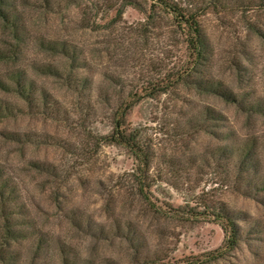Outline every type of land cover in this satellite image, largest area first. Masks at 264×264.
Returning a JSON list of instances; mask_svg holds the SVG:
<instances>
[{"label":"rangeland","instance_id":"1","mask_svg":"<svg viewBox=\"0 0 264 264\" xmlns=\"http://www.w3.org/2000/svg\"><path fill=\"white\" fill-rule=\"evenodd\" d=\"M169 1L198 13L213 49L209 74L238 101L186 83L145 97V88L172 81L187 59L186 30L162 9L152 12V0H18L16 25L0 20V79L13 83L20 71L34 91L29 103L0 89L14 108L0 116V176L14 187L6 189L8 201L0 198V232L8 221L24 235L10 245L19 264L200 260L222 244L220 223L174 210L218 201L245 212L240 225L251 228L223 258L205 264H264V188L242 195L264 179V0ZM49 41L69 53L48 48ZM128 93L144 96L126 117L140 132L145 166L106 138ZM207 107L223 120L203 128L190 122ZM7 132L27 141L8 140ZM227 141L253 145L251 175L212 154ZM140 174L150 203L138 192ZM126 226L135 239L117 236Z\"/></svg>","mask_w":264,"mask_h":264},{"label":"trees","instance_id":"2","mask_svg":"<svg viewBox=\"0 0 264 264\" xmlns=\"http://www.w3.org/2000/svg\"><path fill=\"white\" fill-rule=\"evenodd\" d=\"M125 2L127 4H134V0H125ZM18 4V0H0V20L2 23L6 25L10 24L12 26L16 25L19 20L17 15ZM151 6L153 7L152 12L156 11V8L159 10L162 9L172 18L177 26L186 30L187 59L184 68L173 72L171 75V78L173 76L172 81L168 78L165 79V81L163 80L159 83H153L151 86H148V89L145 88L146 91L149 90L148 93H145V97H152L155 93L165 92L169 89V84L171 86H175L180 83H186L201 93L214 95L227 103H234L235 101H238L237 96L232 90L224 85L222 80L209 74V68L213 58V49L208 41L206 32L200 24L198 13L193 9H183L178 6L176 2L169 0H152ZM118 12L121 14L120 9L119 11L117 10V13ZM152 12H150V15ZM47 46L50 49L57 50L60 54L69 53V47L62 42L59 43L49 41ZM54 71L56 70L54 69ZM10 78L13 83H8L0 79V89L5 92H13L18 98L30 103L31 100H33V82L20 71L13 73ZM140 96L144 98L143 95H139L137 93L127 94L115 114L112 130L106 138L108 142L120 144L131 150L140 163L145 166L147 156L140 144V132L136 128L129 127L126 117L127 111L134 106ZM129 98H131L130 101ZM249 109L254 110L255 112H262L263 110L260 105H250ZM11 113H14V108L0 98V116L5 117L11 115ZM212 119L216 121L223 120V115L207 107L202 110V114L199 118L196 119V117H191L190 122H195V124L203 128L204 123L207 120ZM5 138L18 142L27 141L25 135L14 132L5 133ZM222 140L225 142L227 140V136L223 137ZM212 154L215 157L234 160L236 170L239 174L251 175V170L255 169V163L253 160L254 148L250 143L244 145H234L227 141V143L219 147L217 150H214ZM36 166L41 167L43 165L41 163H36ZM142 176V174L137 176L139 185L138 192L150 203V199L147 197L145 191L146 189H144L145 183ZM255 180L256 179H254L252 183L251 189H245V191L242 192V195L251 197L255 195L257 191L263 190L261 188H264V179H260L259 181ZM6 189H14V187H12L6 179H2L0 176V198L4 201L9 200L10 192L6 191ZM174 212L175 215L214 217L215 220L220 223L224 233L223 242L219 247L202 254L201 256L203 259L199 260L195 258L187 261L186 264H205L223 258L227 252L232 250L239 243L244 234L249 233L251 228L249 225L245 230V228L243 229L240 225V220H247V214L245 212L235 211L223 201H218L215 204L204 205L203 209L200 211L186 205L178 207L174 210ZM15 226V223L5 221L3 227L1 228L0 264H19L20 260L18 256L10 251V245L14 241H19L24 237V235L19 229H15ZM126 227L127 228H123L122 231L117 227L115 231L117 236L129 240L135 239V232L132 230L131 226ZM100 231L101 228H99V232ZM63 263L68 264L66 258H64ZM149 263L153 262L143 261L142 264Z\"/></svg>","mask_w":264,"mask_h":264}]
</instances>
